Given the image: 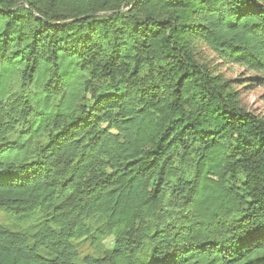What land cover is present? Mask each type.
Masks as SVG:
<instances>
[{
	"label": "trees",
	"instance_id": "obj_1",
	"mask_svg": "<svg viewBox=\"0 0 264 264\" xmlns=\"http://www.w3.org/2000/svg\"><path fill=\"white\" fill-rule=\"evenodd\" d=\"M0 22V264H264V116L196 53L264 72V0H0Z\"/></svg>",
	"mask_w": 264,
	"mask_h": 264
},
{
	"label": "rangeland",
	"instance_id": "obj_2",
	"mask_svg": "<svg viewBox=\"0 0 264 264\" xmlns=\"http://www.w3.org/2000/svg\"><path fill=\"white\" fill-rule=\"evenodd\" d=\"M2 24L0 22V28ZM196 53L199 61L206 64L214 74L229 81L230 88L236 91L239 102L245 109L264 116V72L262 70L230 63L222 59L204 42L196 44ZM11 83L13 87H18L19 77H13ZM114 243L113 234L101 238L96 244H93L91 239H86L78 244L79 257L83 260L89 254L103 255L113 248Z\"/></svg>",
	"mask_w": 264,
	"mask_h": 264
}]
</instances>
